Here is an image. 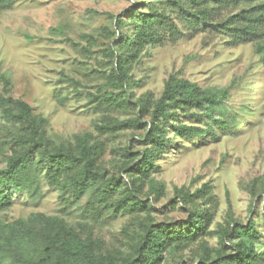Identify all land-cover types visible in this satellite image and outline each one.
<instances>
[{"label": "rangeland", "instance_id": "obj_1", "mask_svg": "<svg viewBox=\"0 0 264 264\" xmlns=\"http://www.w3.org/2000/svg\"><path fill=\"white\" fill-rule=\"evenodd\" d=\"M161 1L17 0L0 11V74L11 96L44 119V149L54 152L83 134L104 147L97 162L103 181L78 199L47 186L41 167L24 188L6 191L11 205L0 211V264H42L45 247L63 227L98 239L102 253L119 260L132 255L146 225L179 227L202 212L211 215L204 234L165 247L155 264H211L235 254L238 244L264 259V54L254 43L231 46L225 34L202 31L146 46L131 59L120 51L124 39H133L138 20L163 11ZM254 6L241 3L228 13ZM171 76L217 102L171 111L163 125L166 146L141 178L133 169L150 147L144 142L150 114ZM6 97L0 81V100ZM143 101L148 111L140 110ZM135 118L138 129L114 127ZM25 127L0 109V169L18 150L15 137ZM184 127L196 130L183 135ZM117 177L118 190L107 204L99 201L95 190ZM178 190H207L210 198L184 203ZM126 195L142 208L111 207ZM250 223L255 236L236 232Z\"/></svg>", "mask_w": 264, "mask_h": 264}, {"label": "trees", "instance_id": "obj_2", "mask_svg": "<svg viewBox=\"0 0 264 264\" xmlns=\"http://www.w3.org/2000/svg\"><path fill=\"white\" fill-rule=\"evenodd\" d=\"M17 0H0V11L11 9ZM161 1V0H160ZM163 11L151 13L138 20L133 39L125 38L120 51L128 50L131 59H136L138 53L146 46L160 47L165 42L174 43L185 35H195L199 32L220 33L230 38L229 45L238 46L244 43H254L257 52L264 54V0H162ZM241 3L254 4L250 10L236 14L228 11ZM124 74L121 75L123 77ZM0 81L7 94L0 100V109L12 121L25 125L24 132L15 137L18 150H14L3 169H0V211L11 205L6 195L8 189L20 190L25 187L31 172L36 167L45 170L46 185L52 188L65 189L75 199H78L89 187L103 181L97 162L104 152L103 143L91 140L88 134L76 135L73 142L54 152L44 149L43 139L39 133L44 119L32 115L31 107L20 99H14L10 94L8 79L0 74ZM117 86L119 84L117 82ZM227 92L224 91L223 95ZM217 100L209 97L195 84L185 80L169 77L163 87L161 96L153 104L148 123V131L144 142L150 147L143 152L141 165H136L133 172L141 178H147L154 170L152 160L160 156L166 146L163 125L173 117L171 111L187 112L192 108L202 109L205 105H214ZM141 111H148L147 101L139 104ZM218 127L225 128L224 122H217ZM173 127V124H169ZM115 129L141 127L138 118L117 122ZM196 130L191 127L179 128L188 135ZM126 153L125 151H123ZM127 155V154H126ZM127 164L123 171H127ZM140 178V179H141ZM139 181V180H136ZM105 185L95 190L96 198L108 203V199L119 188L120 177L111 178ZM207 190L188 191L178 190L177 195L184 203L208 196ZM210 198V196H208ZM111 207L119 209L127 207L130 211L140 210L142 203L131 196L110 203ZM93 209V207H91ZM211 215L208 212L197 214L183 225L159 224L146 225L144 236L133 247L132 255L117 259L110 254L102 253V244L98 239L87 235L82 237L77 231L63 227L44 249L42 264H155L162 249L174 243H188L205 232L206 224ZM248 237L257 234L252 223L245 227L236 228ZM235 254L218 256L211 264H264L262 255L257 254L251 246L238 244Z\"/></svg>", "mask_w": 264, "mask_h": 264}]
</instances>
